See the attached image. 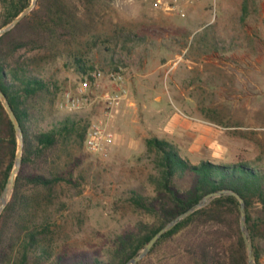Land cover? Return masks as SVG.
Instances as JSON below:
<instances>
[{
	"label": "rangeland",
	"instance_id": "obj_1",
	"mask_svg": "<svg viewBox=\"0 0 264 264\" xmlns=\"http://www.w3.org/2000/svg\"><path fill=\"white\" fill-rule=\"evenodd\" d=\"M58 3L53 16L61 14L63 26L52 52H22L55 93L39 127L71 117L79 128L101 124L114 133L107 157L74 137L57 156L55 170L84 190L65 219L69 255L92 258L139 222H156L131 202L133 191L160 202L149 137L170 140L194 164L247 161L264 170V0H200L184 5L186 16L153 0ZM69 97L79 99L72 110Z\"/></svg>",
	"mask_w": 264,
	"mask_h": 264
},
{
	"label": "trees",
	"instance_id": "obj_2",
	"mask_svg": "<svg viewBox=\"0 0 264 264\" xmlns=\"http://www.w3.org/2000/svg\"><path fill=\"white\" fill-rule=\"evenodd\" d=\"M31 0H0V28L13 21ZM58 7V9H54ZM244 12L248 6L244 5ZM58 0H39L12 30L0 37V87L6 93L24 133L23 163L12 197L0 216V264H125L170 220L209 192L231 189L246 202L247 224L258 264L264 256V170L247 161L232 163L202 160L192 163L170 140L149 137L156 174L151 176L159 205L133 191L131 202L156 218L138 223V231L120 234L105 252L92 258L69 255L66 226L70 199L83 194L79 179L55 170L57 156L76 138L83 146L88 127L79 128L71 117L50 129L39 127L45 104L55 93L49 81L34 74L23 51L48 56L62 20ZM62 29V28H61ZM84 72L86 69L83 68ZM89 76L92 78L91 74ZM18 138L0 101V196L14 166ZM241 203L234 195L215 198L172 227L137 264H249L241 229ZM75 224L82 228L85 210ZM81 215V216H80ZM60 217L63 219H60Z\"/></svg>",
	"mask_w": 264,
	"mask_h": 264
},
{
	"label": "water",
	"instance_id": "obj_3",
	"mask_svg": "<svg viewBox=\"0 0 264 264\" xmlns=\"http://www.w3.org/2000/svg\"><path fill=\"white\" fill-rule=\"evenodd\" d=\"M37 1L38 0H32L31 4L28 7H26L13 21H11L6 26L0 28V37L3 36L5 33L9 32L10 30H12L20 21H22L35 8V6L37 5ZM0 101L3 104L4 108L6 109L14 125L16 135L18 138V148H17V152L15 155L14 166L6 182V185L3 189V192L0 196V216H1L3 210L5 209V207L7 206V204L9 203L12 197V194L15 188L17 175L23 163L24 133H23V129L21 127L19 118L17 117V114L15 113L6 93L2 90L1 87H0ZM223 195H234L240 200V203H241L240 222H241L242 233H243L244 239L247 244L249 264H258L254 257L253 240H252L251 232L247 224V212H246L245 199L240 194H238L236 191L231 190V189H222V190H217V191L207 193L192 207L178 214L176 217L170 220L164 227H162L149 240V242L138 252L136 256L129 259L125 264H137L139 261L146 258L151 252L154 245L158 242V240L162 237L164 233H166L172 227L176 226L178 223L186 219L188 216H190L195 211L208 206L215 198L223 196Z\"/></svg>",
	"mask_w": 264,
	"mask_h": 264
},
{
	"label": "built area",
	"instance_id": "obj_4",
	"mask_svg": "<svg viewBox=\"0 0 264 264\" xmlns=\"http://www.w3.org/2000/svg\"><path fill=\"white\" fill-rule=\"evenodd\" d=\"M155 5L166 11H178L182 16H186L184 5H191L199 2L200 0H153ZM118 78H121L119 76ZM89 87V81L84 80L79 86V91L84 92ZM70 96V94H68ZM68 106L74 109L79 103L78 98L69 97ZM114 141V133L101 124H92L88 130L86 137L87 148L102 157L109 155L110 147Z\"/></svg>",
	"mask_w": 264,
	"mask_h": 264
}]
</instances>
